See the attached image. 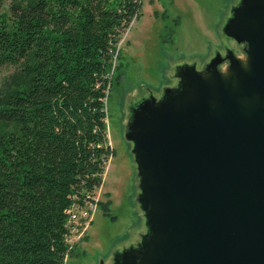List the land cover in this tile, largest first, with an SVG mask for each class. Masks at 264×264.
Masks as SVG:
<instances>
[{
	"label": "trees",
	"instance_id": "obj_1",
	"mask_svg": "<svg viewBox=\"0 0 264 264\" xmlns=\"http://www.w3.org/2000/svg\"><path fill=\"white\" fill-rule=\"evenodd\" d=\"M141 0H13L0 11V264H60L65 209L101 184L117 43ZM108 203L99 202L108 215ZM69 254V253H68Z\"/></svg>",
	"mask_w": 264,
	"mask_h": 264
},
{
	"label": "water",
	"instance_id": "obj_2",
	"mask_svg": "<svg viewBox=\"0 0 264 264\" xmlns=\"http://www.w3.org/2000/svg\"><path fill=\"white\" fill-rule=\"evenodd\" d=\"M235 12L247 64L201 78L141 128L153 232L125 264H264V0Z\"/></svg>",
	"mask_w": 264,
	"mask_h": 264
},
{
	"label": "rangeland",
	"instance_id": "obj_3",
	"mask_svg": "<svg viewBox=\"0 0 264 264\" xmlns=\"http://www.w3.org/2000/svg\"><path fill=\"white\" fill-rule=\"evenodd\" d=\"M11 1L0 0V11ZM245 1L141 0L140 15L121 33L112 61L120 73L105 100L112 153L94 190L89 223L64 264H125L148 245L153 200L139 133L181 91L190 97L201 78L225 79L247 64L251 45L233 31L242 26L235 10ZM18 75L15 66H0V91ZM106 200L112 219L99 206Z\"/></svg>",
	"mask_w": 264,
	"mask_h": 264
},
{
	"label": "built area",
	"instance_id": "obj_4",
	"mask_svg": "<svg viewBox=\"0 0 264 264\" xmlns=\"http://www.w3.org/2000/svg\"><path fill=\"white\" fill-rule=\"evenodd\" d=\"M94 205L95 198L93 191L89 198L83 200L82 204L71 203L68 208L65 209L67 217L64 224L66 230L63 239L66 245V251L60 264H64V260L68 256L70 249L87 227L92 207H94Z\"/></svg>",
	"mask_w": 264,
	"mask_h": 264
}]
</instances>
